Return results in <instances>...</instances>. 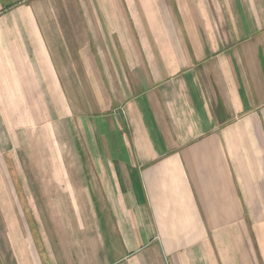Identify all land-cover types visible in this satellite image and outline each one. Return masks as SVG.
<instances>
[{"label":"crops","instance_id":"obj_1","mask_svg":"<svg viewBox=\"0 0 264 264\" xmlns=\"http://www.w3.org/2000/svg\"><path fill=\"white\" fill-rule=\"evenodd\" d=\"M3 130L0 264H264V0H0Z\"/></svg>","mask_w":264,"mask_h":264},{"label":"rangeland","instance_id":"obj_2","mask_svg":"<svg viewBox=\"0 0 264 264\" xmlns=\"http://www.w3.org/2000/svg\"><path fill=\"white\" fill-rule=\"evenodd\" d=\"M39 119V118H38ZM24 133H19V138H17L16 143L12 145L10 143V133L9 131H1L0 132V170L4 174L6 173L5 166L8 165L9 169L14 168V165H17V169L19 167V171L23 165H26L25 162L29 163L30 158L33 154H31V148L29 147L26 140H22ZM9 156H13V162ZM19 160L20 164L17 162ZM4 161H6V165L4 166ZM9 161L10 164H9ZM25 163V164H24ZM40 165V164H39Z\"/></svg>","mask_w":264,"mask_h":264}]
</instances>
